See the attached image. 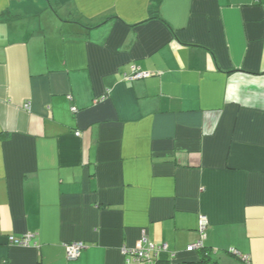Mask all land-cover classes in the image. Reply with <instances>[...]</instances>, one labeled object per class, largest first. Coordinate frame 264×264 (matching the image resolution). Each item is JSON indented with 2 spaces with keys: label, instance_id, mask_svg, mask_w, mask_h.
I'll list each match as a JSON object with an SVG mask.
<instances>
[{
  "label": "crops",
  "instance_id": "obj_1",
  "mask_svg": "<svg viewBox=\"0 0 264 264\" xmlns=\"http://www.w3.org/2000/svg\"><path fill=\"white\" fill-rule=\"evenodd\" d=\"M201 216L264 264V0H0V264L195 263Z\"/></svg>",
  "mask_w": 264,
  "mask_h": 264
},
{
  "label": "built area",
  "instance_id": "obj_2",
  "mask_svg": "<svg viewBox=\"0 0 264 264\" xmlns=\"http://www.w3.org/2000/svg\"><path fill=\"white\" fill-rule=\"evenodd\" d=\"M149 74L146 72H142L139 69L135 68L132 72V74L127 77L128 81H134V80H139V79H144L145 77H148ZM69 98V96L67 97ZM26 110H29V104H26L25 106ZM77 111L76 108L71 107V112L75 113ZM207 219L205 216H201L199 220V227H198V232H199V238L198 240L194 243L191 244L186 248L187 252H192V251H199L200 249L203 248V242L205 240V231L207 228ZM34 238V235H24L20 237H14V236H9L7 238V241L9 244L14 245V246H21V247H26L29 245V242L31 239ZM66 253L69 259H77L80 254L81 250L84 248V245L81 242H76L72 243L70 245H67L66 247ZM167 251V248L165 245L157 246L150 242V240L147 238L145 234H142L140 240L138 241V244L132 248H123L122 253L123 255L129 256L133 262L139 263V264H152V258L156 256L157 254L161 252ZM230 253L233 254L236 257H242L239 252L236 250H230ZM173 256V254H172Z\"/></svg>",
  "mask_w": 264,
  "mask_h": 264
},
{
  "label": "trees",
  "instance_id": "obj_3",
  "mask_svg": "<svg viewBox=\"0 0 264 264\" xmlns=\"http://www.w3.org/2000/svg\"><path fill=\"white\" fill-rule=\"evenodd\" d=\"M158 18L156 14L153 15V19ZM201 252V257L195 263H185V264H216L215 261L211 260L210 252L208 249H205L204 246L202 249L199 250Z\"/></svg>",
  "mask_w": 264,
  "mask_h": 264
}]
</instances>
